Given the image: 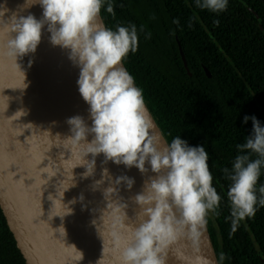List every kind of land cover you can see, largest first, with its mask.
<instances>
[{
  "label": "water",
  "instance_id": "obj_1",
  "mask_svg": "<svg viewBox=\"0 0 264 264\" xmlns=\"http://www.w3.org/2000/svg\"><path fill=\"white\" fill-rule=\"evenodd\" d=\"M34 2L0 0V209L26 264H123V250L144 219L135 197L155 174L147 164L149 171L142 174L103 154L88 155L87 146L71 138L69 118L81 116L91 126L89 105L79 93V68L67 50L50 42L47 26L35 53L18 59L9 55L11 19L29 14L42 18L43 9ZM123 176L134 179L131 189L116 181ZM207 219L220 250L213 213ZM245 226L264 264L263 252ZM161 255L165 264H219L207 223L195 233L179 231Z\"/></svg>",
  "mask_w": 264,
  "mask_h": 264
},
{
  "label": "clouds",
  "instance_id": "obj_2",
  "mask_svg": "<svg viewBox=\"0 0 264 264\" xmlns=\"http://www.w3.org/2000/svg\"><path fill=\"white\" fill-rule=\"evenodd\" d=\"M34 3L43 9L41 19L31 14L11 19L14 35L8 40L9 55L18 59L35 53L45 26L50 42L69 52V59L80 70L79 93L89 105L92 121L89 126L81 116L69 118L71 138L83 142L88 155L103 154L106 160L135 167L142 174L149 171L147 164L155 174L146 182L144 192L135 197L144 219L135 227L133 241L123 250V264H165L161 255L165 243L175 239L184 228L193 233L203 229L209 213L219 214L222 197L213 187L204 146H189L180 136L170 144L162 143L148 113L143 90L122 66L128 55L138 50L139 33H145L146 39L151 38V33L145 32L144 25L139 29L135 24L117 25L115 30L104 26L100 17L105 5L107 13L115 14L110 0ZM195 6L220 14L227 10L228 0H195ZM173 23L179 25V20ZM213 23L219 25V20ZM20 113L26 114L23 110ZM249 119L252 135L237 145L242 154L236 156L232 169H223L231 181L227 198L233 231L240 222L255 215L258 205L264 207V185L257 188L264 168V127L254 116H245L244 123ZM89 136L91 142L87 140ZM116 181L129 189L134 184V179L127 176Z\"/></svg>",
  "mask_w": 264,
  "mask_h": 264
},
{
  "label": "trees",
  "instance_id": "obj_3",
  "mask_svg": "<svg viewBox=\"0 0 264 264\" xmlns=\"http://www.w3.org/2000/svg\"><path fill=\"white\" fill-rule=\"evenodd\" d=\"M110 2L114 15L107 13L106 5L101 10L106 27L144 25L151 33L150 39L139 33L138 50L123 65L143 90L146 106L167 143L180 136L189 146H204L208 152L213 187L222 197L219 214L213 213L221 233L220 250L207 219L219 264H262L245 223L264 255V207L258 205L255 215L233 231L227 198L231 181L223 169H232L236 156L242 154L237 145L253 133L251 119L245 124L244 117L254 116L264 127V0H228L227 10L220 14L196 8L195 0ZM177 19L179 25L173 23ZM262 185L264 168L257 188ZM0 264H26L1 209Z\"/></svg>",
  "mask_w": 264,
  "mask_h": 264
}]
</instances>
